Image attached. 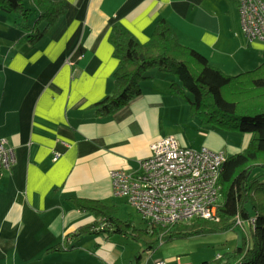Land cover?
<instances>
[{"label": "crops", "instance_id": "0c3cea01", "mask_svg": "<svg viewBox=\"0 0 264 264\" xmlns=\"http://www.w3.org/2000/svg\"><path fill=\"white\" fill-rule=\"evenodd\" d=\"M30 2L34 12L25 23L35 30L39 10ZM65 3L37 41L20 24V12L0 6V137L16 154L0 177V264H120L121 251L108 235L71 236L95 215L69 196L110 205L119 197L111 172L135 168L166 134L181 145L240 152L230 141L224 144L221 128L208 129L190 114L188 101L170 87L173 74L159 69L145 72L140 93L126 104L111 114L96 112L93 103L114 88L113 24L146 42L164 18L182 44L227 74L264 59V43L249 41L242 30L237 0Z\"/></svg>", "mask_w": 264, "mask_h": 264}, {"label": "trees", "instance_id": "16d2710c", "mask_svg": "<svg viewBox=\"0 0 264 264\" xmlns=\"http://www.w3.org/2000/svg\"><path fill=\"white\" fill-rule=\"evenodd\" d=\"M33 2L39 10L34 23L36 29L26 23L24 26L28 29V37L37 41L65 11L66 3L65 0ZM0 6L6 11L20 12L24 19L30 11L24 0H0ZM39 24L43 25L41 29ZM108 38L118 64L113 74L112 92L93 103L98 114H111L138 95L141 79L147 77L145 71L157 67L175 75L171 89L188 101L190 114L199 117L203 126L247 131L251 133V139L245 149L227 155L223 162L219 176L220 195L213 218L195 215L172 224H160L140 213L146 225L136 227L129 218L114 215L113 205L72 195L68 197L69 202L92 212L95 219L71 236L76 239L84 233L102 231L130 234L142 239L150 250L155 249L158 239L238 226L244 235L235 248L219 254L216 260L198 264H264V181L252 176L255 166L264 168V59L253 69L227 74L197 49L182 44L164 18L156 21L146 42H140L118 23L112 25ZM138 262L139 258L136 264Z\"/></svg>", "mask_w": 264, "mask_h": 264}, {"label": "built area", "instance_id": "2783aa9c", "mask_svg": "<svg viewBox=\"0 0 264 264\" xmlns=\"http://www.w3.org/2000/svg\"><path fill=\"white\" fill-rule=\"evenodd\" d=\"M237 6L247 39L264 43V0H237ZM150 149L151 155L139 159L135 168L111 172L113 194L125 197L146 219L160 224L195 215L213 218L226 152L181 145L173 134L154 140ZM15 160L13 147L0 137V177L11 170ZM151 264L168 263L156 258ZM172 264L189 263L177 255Z\"/></svg>", "mask_w": 264, "mask_h": 264}, {"label": "rangeland", "instance_id": "374dc122", "mask_svg": "<svg viewBox=\"0 0 264 264\" xmlns=\"http://www.w3.org/2000/svg\"><path fill=\"white\" fill-rule=\"evenodd\" d=\"M30 1L24 0L25 6L30 9L29 13L32 9ZM32 12H34L33 9ZM25 21L26 19L24 20L22 17L20 24L24 26ZM151 69L157 71L156 69L158 68H149L146 70L147 73L152 71ZM173 79H176L175 75H173ZM211 127L216 128V126ZM208 129H210V126H208ZM217 129L220 128L217 127ZM220 131L224 135V144L230 141L240 151L246 148L251 139V133L247 131L236 129H220ZM220 149L224 150L228 155L232 154L230 151L227 152L226 147ZM252 176H257L259 180L264 181V168L255 166ZM110 205H113L114 215L121 219L129 218L136 227H145L146 222L140 212L124 197H117ZM101 234L103 236L108 235V239L119 247L121 251V263L136 264V260L139 258L138 264H151L153 259L163 258L168 264H172L175 257L180 255L183 261L189 264H198L204 260H216L219 254H224L226 251L235 248L242 240L244 232L237 226L232 229L203 232L185 237L174 236L163 240L158 239L154 247L155 249L150 250L146 248V243L142 239L134 238L130 234L110 233L107 231H102Z\"/></svg>", "mask_w": 264, "mask_h": 264}]
</instances>
